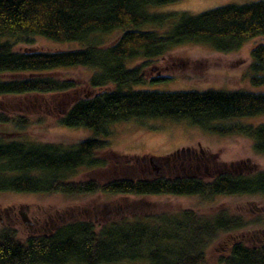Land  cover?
Wrapping results in <instances>:
<instances>
[{"label":"trees","instance_id":"1","mask_svg":"<svg viewBox=\"0 0 264 264\" xmlns=\"http://www.w3.org/2000/svg\"><path fill=\"white\" fill-rule=\"evenodd\" d=\"M167 2L0 0V39H4L0 42V98L64 96L67 101L61 103L57 124L88 129L93 135L68 146L8 140L7 135L25 133L30 121L1 113L0 193L196 196L207 200L264 195V169L254 171L244 162L232 165L234 171L202 178L198 173L216 171L202 150L181 149L164 157H134L131 161L109 149L105 138L112 124L161 119L185 122L219 136H243L252 142L255 154L264 155V124L217 123L264 114V93L130 89L144 84L151 60L175 47L203 45L230 53L264 36V1L224 5L195 15L148 13ZM146 25L153 28L141 30ZM115 30L122 33L114 43H95L94 35ZM34 37L85 46L68 52H21L14 51L9 42L29 44ZM250 58V84L264 85V44L254 47ZM135 60L142 62L126 67L127 61ZM78 67L94 71L81 96L76 81L53 76L59 70ZM160 80L154 77L151 82ZM81 171L100 174L105 180H78ZM246 224L242 217L225 211L203 218L183 210L119 217L99 225L76 220L23 241L5 228L0 231V264H206L205 251L217 237ZM217 263L264 264V245L247 247L234 242Z\"/></svg>","mask_w":264,"mask_h":264},{"label":"rangeland","instance_id":"2","mask_svg":"<svg viewBox=\"0 0 264 264\" xmlns=\"http://www.w3.org/2000/svg\"><path fill=\"white\" fill-rule=\"evenodd\" d=\"M258 1L264 0H168L165 5L149 9L148 13L187 12L195 15L224 5H243ZM152 28L146 25L141 27V30ZM121 33L122 30H115L109 34H96L95 43L108 46L114 43ZM159 33H162V30ZM2 40L4 39H0V42ZM9 42L12 43L14 51L21 52H68L80 50L85 46L81 42L57 43L40 37H34L29 44L14 40ZM260 44H264V36H256L243 43L238 51L230 53L215 52L203 45L175 47L162 57L151 60L145 70L147 79L144 84L132 86L130 89L159 92L214 90L264 93V85L253 86L249 82L250 51ZM141 62L127 61L126 67L132 68ZM93 72L92 69L78 67L59 70L53 76L76 81L77 93L81 96L86 81ZM154 77L163 80L151 82ZM66 99L61 95L0 98V114L9 117L24 116L30 121L25 133L7 135L8 140L68 146L91 138L93 135L88 129L67 128L57 124L56 120L61 115V103L63 100L67 101ZM217 123L255 127L264 124V114L232 118ZM109 131L110 135L105 138L109 149L131 161L134 157H164L177 150L192 149L202 150L209 165L216 170L211 169L207 174L198 173L202 178L223 170L234 171L236 168H232V165L238 162L247 163L254 171L264 169V155L255 154L252 142L240 135L219 136L189 126L185 122L175 123L161 119H133L114 123ZM105 153H102V156ZM90 178L105 180L100 174H87L83 171L76 177L78 180ZM183 210H191L203 218L225 211L231 216H240L247 222L243 229L217 237L205 251L206 264H218V258L226 256L234 242H241L247 247L264 245V195L215 197L207 200L196 196L68 197L60 194L6 192L0 193V231L11 229L15 237L23 241L30 236L48 234L59 225L76 220H87L99 225L119 217Z\"/></svg>","mask_w":264,"mask_h":264}]
</instances>
